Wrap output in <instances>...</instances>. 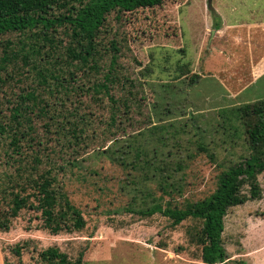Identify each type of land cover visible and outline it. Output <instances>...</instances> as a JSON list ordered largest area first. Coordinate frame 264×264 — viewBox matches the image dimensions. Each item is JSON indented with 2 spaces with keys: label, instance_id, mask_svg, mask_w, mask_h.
I'll use <instances>...</instances> for the list:
<instances>
[{
  "label": "rangeland",
  "instance_id": "rangeland-1",
  "mask_svg": "<svg viewBox=\"0 0 264 264\" xmlns=\"http://www.w3.org/2000/svg\"><path fill=\"white\" fill-rule=\"evenodd\" d=\"M253 6H264V0H165L160 6L112 11L86 61L76 55L86 54L87 39L75 38L65 22L47 30L36 26L0 34V123L6 128L0 134V212L13 193L27 195L35 206L26 179L47 171L85 220L80 230L60 222L61 231L55 233L44 226L35 207L21 209L9 229L0 230V264H39V253L50 247L71 259L84 251L82 264H199V219L187 217L173 225L159 213L146 216L140 210L154 201L164 205L172 197L180 202L208 195L220 167L248 152L240 122L226 116L239 104L263 99L264 78L245 80V91L238 98L233 94L234 99L218 72L236 71L231 58L235 29ZM209 7L223 11L225 35L212 33L219 18ZM61 13L67 11L55 15ZM112 53L117 59L108 93L72 90L104 81ZM43 74L50 91L39 82ZM193 74L198 75L193 84L166 86L176 76L189 79ZM32 87L48 105L31 115L29 134L17 133L13 140L10 108L21 91ZM165 107L171 109L168 115ZM180 110L186 111L182 117L176 114ZM191 113L205 129L208 151L196 149L186 134H169L162 150L170 154H161L167 158L161 165L181 184L171 197L149 173L160 159L135 153L127 144L135 135L144 140L139 132L153 125L174 118L179 122ZM17 128L22 133L29 127L23 122ZM107 147L120 152L103 153ZM257 180L259 197L229 207L224 217L227 264H264V172ZM242 192L249 196V187ZM18 245L24 250L15 254Z\"/></svg>",
  "mask_w": 264,
  "mask_h": 264
},
{
  "label": "trees",
  "instance_id": "trees-1",
  "mask_svg": "<svg viewBox=\"0 0 264 264\" xmlns=\"http://www.w3.org/2000/svg\"><path fill=\"white\" fill-rule=\"evenodd\" d=\"M164 1L0 0V34L23 31L36 26H40L42 30H47L56 24L65 22L69 25L71 34L75 38L79 36L87 39L86 45L80 43L79 38L76 39V42L82 44L86 50L85 55L79 53L76 56L79 60L86 61V57L94 53L92 41L104 24L108 13L112 11L131 12L138 8L160 6ZM58 10L60 12L61 10H65L67 14L61 13L55 15V13H58ZM211 12L216 17V13L213 10ZM214 27H217V22ZM89 48H91L90 52ZM116 59L115 54L112 53L108 70L104 74V81L94 82L85 88L80 86L74 87L72 90H92L108 93L107 83L113 78L111 71H114ZM50 76L56 81L55 85L58 84V86L64 88L57 75L50 74ZM114 76L116 77L117 74H114ZM197 79V74L191 75L189 79L185 75L182 77L176 76L175 79L166 81L168 82L166 86L172 89L173 87L183 86L186 82L193 84L197 82ZM39 82L48 86V90L50 91L51 87L46 82V75L44 76L43 74V79L39 80ZM160 86L163 85L160 84ZM167 91L170 90L167 89ZM108 96L110 97L109 94ZM47 105V100L41 96L36 88L32 87L26 91H21L17 95V100L14 101L13 106L10 108L9 119L12 123L11 125H14L12 139L15 140L17 133H20V135L29 134L31 115L35 111L43 110ZM170 110V108L165 107V115H168ZM230 111L232 112L231 116H226V118L232 121L233 117H235L240 122L248 152L239 156L238 160L222 165L220 170L215 174V187L213 191L198 199H184L183 201L176 202L171 193L179 191L181 184L177 182L173 173L171 175L170 172L167 174L163 172L164 166L161 165L165 164L163 160L167 159L162 155L166 153L170 154L169 151L164 152L162 149L167 145L169 134L174 131L189 136L187 140L196 149L208 151L205 144V129L199 124L198 117L194 116L193 113L188 114L185 118H181L183 120L179 122H176L177 119L174 118L161 122L157 126L153 125L152 128L147 129L148 132H139L140 135L144 136V140H139L138 135H135L132 136L133 140L127 144V148H132V151L135 153H144L146 155L147 152L153 153L154 157L160 159L158 164L149 166V173L151 178L157 183V186H159L161 192L172 197L164 205L161 202L154 201L151 205L145 206L144 209L142 208L140 213L146 216L152 213H159L169 218L173 225L180 223L187 217L199 219L202 224L200 234H198L199 240L201 235L199 258L203 264H227L231 261L227 255L222 238L224 217L229 207L242 204L248 198L254 199L259 197L260 189L257 175L264 172V98L245 103L244 105L239 104ZM176 114L182 117L186 114V111L180 110ZM224 121L226 120L224 119ZM23 122L29 128H26L27 131L25 130V132L21 133L17 127L22 125ZM3 132H6V128L0 123V134ZM102 152H111L115 155V153L120 152V149L118 147H107ZM71 164L74 165V163ZM176 166L180 167L179 161L176 163ZM59 167L62 170L65 169V166L62 164ZM33 169L36 171L35 168ZM46 172H37V176H29L26 179L29 187L33 189L32 196L37 204L34 206L29 202L27 195L13 193L8 208L0 212V230H8L11 219L16 217L19 211L27 206L35 207L41 212L44 226L51 232L58 233L61 231L60 222H68L67 229L74 225L78 230L84 228L85 220L79 209L73 205L67 193L61 189L59 184L58 190L54 186L56 181L55 176ZM244 186L249 187V196H246L242 192ZM23 250L24 247L18 245L13 252L19 254ZM83 255L84 251L81 250L75 259H71L65 252H60L57 248L50 247L39 253L38 262L39 264H82Z\"/></svg>",
  "mask_w": 264,
  "mask_h": 264
},
{
  "label": "crops",
  "instance_id": "crops-1",
  "mask_svg": "<svg viewBox=\"0 0 264 264\" xmlns=\"http://www.w3.org/2000/svg\"><path fill=\"white\" fill-rule=\"evenodd\" d=\"M210 9H214L216 18H219L217 27H214L215 31L212 33L215 32V35L224 33L225 35L226 19L223 16V11L217 7H209ZM235 30H237L234 37L236 47L231 51V58L236 63V71L229 75L226 73L223 75V70L218 73L221 80L226 82L225 85L230 89L228 94L232 96L234 94L238 98L245 91L247 83L254 80L256 83L257 80L264 78V6H253L247 20L240 22ZM224 53L225 51L222 54ZM235 76L237 77L236 84L233 80ZM245 80L248 82L245 83ZM235 97L233 96L234 99ZM198 263L203 264L200 260Z\"/></svg>",
  "mask_w": 264,
  "mask_h": 264
}]
</instances>
